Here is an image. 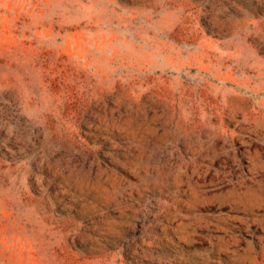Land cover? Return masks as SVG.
<instances>
[{
	"label": "rangeland",
	"instance_id": "rangeland-1",
	"mask_svg": "<svg viewBox=\"0 0 264 264\" xmlns=\"http://www.w3.org/2000/svg\"><path fill=\"white\" fill-rule=\"evenodd\" d=\"M0 264H264V0H0Z\"/></svg>",
	"mask_w": 264,
	"mask_h": 264
}]
</instances>
